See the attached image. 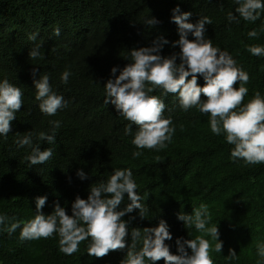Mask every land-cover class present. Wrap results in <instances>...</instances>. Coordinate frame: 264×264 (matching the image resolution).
I'll use <instances>...</instances> for the list:
<instances>
[{
    "label": "trees",
    "instance_id": "1",
    "mask_svg": "<svg viewBox=\"0 0 264 264\" xmlns=\"http://www.w3.org/2000/svg\"><path fill=\"white\" fill-rule=\"evenodd\" d=\"M0 264H264V0H0Z\"/></svg>",
    "mask_w": 264,
    "mask_h": 264
}]
</instances>
